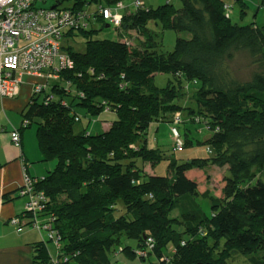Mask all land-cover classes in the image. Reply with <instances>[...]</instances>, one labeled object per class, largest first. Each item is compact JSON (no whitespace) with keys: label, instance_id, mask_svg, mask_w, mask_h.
Returning a JSON list of instances; mask_svg holds the SVG:
<instances>
[{"label":"trees","instance_id":"1","mask_svg":"<svg viewBox=\"0 0 264 264\" xmlns=\"http://www.w3.org/2000/svg\"><path fill=\"white\" fill-rule=\"evenodd\" d=\"M181 1L179 7L167 2L135 10L127 9L124 0L52 4L76 12L95 5L93 11L85 10L88 24L92 15L95 21L109 22L102 16L104 8L124 13V28L139 38L130 45L123 39L94 38L96 30H78L84 48L63 49L74 67L59 71L50 90L37 93L33 88L21 127L15 129L20 133L30 127L29 116L37 111L40 148L56 162L45 177L32 179L48 198L40 214L50 216L58 234V264H113L111 253L123 235L134 238L137 249L127 245L121 251L143 259L146 251L153 255L147 243L155 237L154 253L164 258L152 264H264V25L233 22L232 5L225 0ZM159 24L189 37L178 36L172 51H160L155 40ZM73 34L70 30L67 36ZM238 58L249 60V76L241 75ZM156 72H170L175 80L158 87ZM186 81L195 86L196 107L178 100ZM79 108L89 121L111 111L117 118L105 132H89ZM183 108H191L193 123L209 133L198 144L212 147L213 162L227 167V202L212 196L206 212L195 199L175 222L171 209L176 202L201 190L184 171H174L173 154L148 147L147 134L154 120L171 122L184 140L182 148L194 146L192 131L180 127ZM176 112L179 122H174ZM163 158L170 161L168 174L145 170L144 164ZM201 224L207 232L200 233ZM49 241L43 237L35 244V264L53 262Z\"/></svg>","mask_w":264,"mask_h":264},{"label":"rangeland","instance_id":"2","mask_svg":"<svg viewBox=\"0 0 264 264\" xmlns=\"http://www.w3.org/2000/svg\"><path fill=\"white\" fill-rule=\"evenodd\" d=\"M55 0H45L43 2H40L39 6L44 7H51L53 2ZM230 5H232V21L237 23H249L251 21H255L258 25L262 26L264 25V0H225ZM134 0H124V3L126 6H128L127 9L135 10L136 6L133 4ZM167 2H171L176 7H179L182 5L181 0H142V5L145 7H153L156 8L159 5L165 4ZM72 3L66 2L65 6H70ZM95 5H90L88 7H84V12L86 10L91 12L95 9ZM244 10V12H242ZM94 16L92 15L91 22L88 24V29L90 30H96L92 33L94 38H111L114 40L122 39L120 36V32L125 33L124 39L128 40L130 45H135L137 43L136 33L133 30H128L124 28V25L121 27L122 29L116 28L114 23H111V25L107 26L106 21L102 19H98L97 21L94 20ZM109 24V23H108ZM159 33L155 36V40L158 43L157 49L160 51H172L174 49V46L176 44L178 36L180 37H189V34L185 31H175L173 29H163L161 28V24H159ZM78 35L75 36L70 43L76 50H82L84 48V38L79 35V31H75ZM65 41H71V39L66 38ZM237 65H241L243 68V71L241 72L242 76H249L250 75V68L248 66L249 60H245L243 58H238ZM30 77L26 76V81ZM25 79V78H24ZM52 81H56L54 79H51ZM155 83L158 87H165L169 83L170 80H175V77L170 72H156L155 74ZM187 82V81H186ZM189 82V81H188ZM198 89V84L197 88ZM50 90V87L48 86V89ZM185 90V89H184ZM193 90L194 88L191 87L188 92V90L181 91V94L179 92L178 100L181 102V104L184 105H190L196 107V103L194 101L193 96ZM180 91V90H179ZM33 92V88H32ZM31 86L24 84L22 87L21 94L14 98L18 101V103L21 105L22 101L24 102L23 105L30 99L31 95ZM44 93L40 96V100L43 99ZM191 108H183L181 112L185 116V123L180 125L181 129L184 130H191L192 132L190 135L195 139L194 140V146L192 147H184L181 149H175L173 142L174 139L172 138L171 130H170V124L171 122H157L153 121L149 125L148 134H147V145L148 147H160L163 151L162 153H166L168 155L173 154L174 158L177 159V162H173L176 164L174 166V171L178 172L179 170H183L186 172L187 176L190 178H194L198 184H199V190H201L199 195L191 196V195H184L181 197L176 203V206H173V209H171V215L175 216L174 220L177 222L180 220V215L182 212L185 211L187 207H191L194 205V200L196 199L197 203L200 204L201 208L209 212L211 209V198L217 197L219 200L223 202H227L225 199V185L227 183V178L225 177L227 173V167L226 166H220L213 162L214 154L211 155L207 151V145L205 144H198L199 139H204L209 133L205 130L199 131V129L202 127V125H198L193 123L191 116L192 112L190 110ZM38 110V109H37ZM189 111V112H188ZM37 111H34L30 114V119L32 118L33 124L25 128L23 131L27 135L28 144L30 148V154L32 155L31 163L32 165V172L34 175L38 174L37 176H41L42 173H48L53 168H55L56 162L54 159L51 158H45V153L42 152L38 138L36 136V130L38 127V121L39 118L35 117ZM109 113V114H107ZM79 114L82 116V122L84 124H87L89 121L88 118L85 116V113L79 108ZM18 117H20L19 124L21 123L22 116L18 112L16 113ZM113 115L115 117H113ZM117 118V114L115 112H102L100 115L93 117L90 119L88 125L89 132L93 133H101L108 130L115 119ZM140 145V143L138 144ZM131 147H134L132 145ZM166 158V157H165ZM163 158L162 160L156 162L155 164L151 165V163L144 164L143 162L139 160L140 164H144V168L146 171L150 172L151 174H161L166 175L168 174V165L170 161L168 159ZM194 160H200L199 163L190 164L189 161ZM228 184V183H227ZM211 197V198H210ZM194 198V199H193ZM263 219V218H262ZM29 220H34V217L29 218ZM51 218L48 215H39L38 216V222L42 224H49ZM264 220V219H263ZM200 233L207 232L208 227L206 225L201 224L199 227ZM44 237L46 240H49L48 238V231H43ZM153 237V236H152ZM155 239V237H153ZM121 245L116 247V252L111 253V259L113 264H150L151 261L154 259H158V262L162 261L164 258V254L160 256L158 254H155V246L153 245H147V249L150 250L153 255H150L148 251L144 252V255H146L145 259L141 258L139 255L135 258L129 257L125 252L121 251V247H125L127 245L133 247L134 249H137V243L134 238H129L126 235H123L120 240ZM48 247L50 250L51 255L56 259L58 257V247L56 245L55 240H51L48 242ZM168 251V250H167ZM171 251L173 253L174 249L171 247ZM170 251V252H171ZM243 258H241V261ZM152 264V263H151Z\"/></svg>","mask_w":264,"mask_h":264},{"label":"built area","instance_id":"3","mask_svg":"<svg viewBox=\"0 0 264 264\" xmlns=\"http://www.w3.org/2000/svg\"><path fill=\"white\" fill-rule=\"evenodd\" d=\"M43 1L0 0V92L3 97L18 96L26 76L41 79L33 86L35 92L41 93L48 88L51 79H58L59 71L74 67L73 59L63 50V39L67 30L87 26V15L69 8L39 6ZM134 5L141 7L142 0H135ZM118 6L122 7V4ZM102 13L103 18L115 26L122 24V13L113 14L109 8H104ZM173 118L174 122H179L181 114L176 112ZM196 120L198 122L200 118ZM171 133L174 146L181 149L184 140L175 126L171 127ZM12 140L19 144V131L12 132ZM35 181L27 177L19 191L20 195L28 197L25 214H31L33 227L41 232L48 231V238L55 240L59 248L58 234L50 222H38L48 198L43 191L35 189ZM19 222L18 219L12 220L14 224ZM152 241L150 238L149 242Z\"/></svg>","mask_w":264,"mask_h":264},{"label":"crops","instance_id":"4","mask_svg":"<svg viewBox=\"0 0 264 264\" xmlns=\"http://www.w3.org/2000/svg\"><path fill=\"white\" fill-rule=\"evenodd\" d=\"M135 38L139 39L137 34ZM27 77H30L28 79L30 81H26L25 77L19 95L24 84L30 85L32 92L34 84L41 80L39 77ZM194 83L196 86L199 84L198 81ZM183 87L185 90H190L191 87L195 90L193 82H183ZM16 97H3L0 92V264H35L34 246L43 240L44 233L29 224L30 216L25 217L27 214H24L28 197L20 195L18 190L24 185L27 177L42 178L50 171L42 173L41 176L33 174L30 165L32 155L24 131H20V145L12 141L13 130L20 128L22 123L21 119L19 124L20 117L16 113L23 117L22 112L30 101L29 99L24 105L22 101L20 105L14 99ZM13 219H18L20 222L14 224ZM56 259L52 256L53 262L51 261L50 264H56Z\"/></svg>","mask_w":264,"mask_h":264},{"label":"clouds","instance_id":"5","mask_svg":"<svg viewBox=\"0 0 264 264\" xmlns=\"http://www.w3.org/2000/svg\"><path fill=\"white\" fill-rule=\"evenodd\" d=\"M45 1V0H44ZM134 4V3H133ZM143 6V5H142ZM51 7H55V6H51ZM70 9V8H69ZM123 15H124V13H122ZM109 23V25H111V23L110 22H108ZM108 25V26H109ZM124 24H123V21H122V24L119 26V27H117V26H115L116 28H119V29H122L121 27L123 26ZM83 28H86V29H88V23H87V26H85V27H80V28H78V29H69V30H67V32H66V34H65V36H64V39H63V49L65 48V47H67L68 45H70V43L72 42V40H73V38L75 37V36H77L78 34L77 33H75V31H77V30H81V29H83ZM70 30H74V34H73V36H67V33H68V31H70ZM123 30V29H122ZM120 36H121V38H122V36H123V40L124 41H126L127 43H129L128 42V40H126V39H124V37H125V33L122 31V32H120ZM66 38H69V39H71V41L69 42V41H65V39ZM130 44V43H129ZM137 44V43H136ZM48 89V88H47ZM170 130H171V128H170ZM172 134V133H171ZM173 145H174V143H173ZM209 147V148H208ZM207 151L209 152V154H211V155H213L214 153H213V149H212V147H210V146H207ZM183 171V170H182ZM185 172V171H184ZM186 173V172H185ZM149 174H151V173H149ZM192 179H194L193 177H192ZM31 216V215H30ZM25 217H27V215L25 216ZM153 239V238H152ZM149 241V240H148ZM153 243H154V240L152 241ZM152 242H148L147 243V245H153V243ZM60 246H61V244H60ZM60 248V247H59ZM59 248H58V254H59ZM147 255V254H146ZM54 260V259H53ZM57 261H58V258L56 259V264H58L57 263Z\"/></svg>","mask_w":264,"mask_h":264}]
</instances>
